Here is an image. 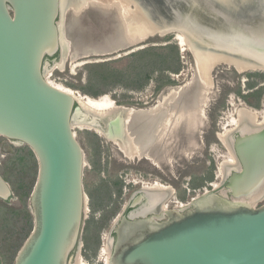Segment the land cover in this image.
Listing matches in <instances>:
<instances>
[{
    "label": "water",
    "instance_id": "obj_1",
    "mask_svg": "<svg viewBox=\"0 0 264 264\" xmlns=\"http://www.w3.org/2000/svg\"><path fill=\"white\" fill-rule=\"evenodd\" d=\"M136 2L155 29L184 34L193 59L196 52L214 65L263 66L264 19L254 20V0H165L154 8ZM59 14L60 0H0V137L29 147L38 166L29 196L33 227L13 264H69L83 244L84 151L72 127L80 107L43 74L44 58L60 48ZM232 137L238 167L222 186L184 206L123 215L112 228L108 264H264V203L240 200L264 191V125ZM147 194L140 190L129 207L149 201ZM12 196L0 174V199Z\"/></svg>",
    "mask_w": 264,
    "mask_h": 264
},
{
    "label": "rangeland",
    "instance_id": "obj_2",
    "mask_svg": "<svg viewBox=\"0 0 264 264\" xmlns=\"http://www.w3.org/2000/svg\"><path fill=\"white\" fill-rule=\"evenodd\" d=\"M143 1H145V7L148 5L154 8L157 3L165 0ZM69 2L73 1L70 0ZM128 6L131 9L138 8L136 4H132L130 1H128ZM253 6L255 7L253 12L256 14L254 17L258 16L259 20L264 19V1L255 0ZM139 14L137 13V19ZM150 16L154 18L152 11ZM57 22L60 29V48L56 53L44 58L43 70L44 73H47L46 79L52 84L74 91L77 89L70 87V85L80 86L86 83L87 69L85 64L88 62L111 60L110 65L112 68H125L128 64L127 54L132 51L150 45L166 44L167 37L177 43L175 35L178 32L170 31L166 34L165 32L161 34L159 32L139 44L126 45L124 48L112 51L113 47L121 44L122 33V21L115 8L91 6L75 12L68 9L65 4L62 6ZM179 51L181 69L177 73L166 72L174 80L172 83L163 84L159 89H156L157 82L151 79L141 90H127L116 86L107 93H103L104 95H99V97H108L113 102L115 101L114 103L119 104L117 100H120V104L134 107H148L158 101L159 98L161 99V112L157 115L158 121L168 113L173 117L171 116L170 122H172L167 125L165 133L157 134L158 136H155L154 142L150 143L148 147L147 154L155 158L158 165L147 159L123 156L105 137L91 129L75 127L73 130L84 151L83 184L85 192L94 191L96 194V186L103 181L108 184L110 198L114 199L117 188V186H114L116 184L114 181L118 182L117 185H121V193L118 197L120 206L115 216L121 213L123 207L139 191L141 185L148 182L158 181L160 184L168 186L169 189L162 190L166 195L164 204L167 208L175 205L184 206L190 201L191 197L202 193L205 189L210 190L215 184L221 187L226 175L224 174V177L220 175L218 168H220L222 162L228 158L231 159V152L225 144L223 145L218 140L216 134L228 130L229 135L234 136L236 122L233 119H235L236 110L239 107L247 106L253 109L256 112L255 121L257 124L264 120V90L259 101V108L247 104L237 93L238 91L241 93L249 91L246 85L247 81L252 78L248 77L247 73H264V69L239 72L233 67L219 64L213 68L210 74L213 84L204 100L205 117L195 114L192 123L186 122L184 116L187 114L188 109L190 110V107L197 103L196 94L199 81L192 53L188 50ZM64 54L67 56L63 58ZM259 85L264 87V80ZM179 86L182 87L179 92L172 93V90H169L171 87ZM250 99L255 101V97H250ZM137 119L140 118H133L132 120L137 122ZM132 125L135 126L133 121ZM257 127L259 126L257 125ZM147 134L151 135L152 133L148 132ZM138 135L139 137L134 134L139 141L145 133H139ZM138 141H135V143H138ZM23 146V144L13 140L0 137V174L9 183L13 192L12 198L8 201L0 199L1 264L14 263L17 250L26 239L24 233L27 225H30V229L33 227L29 196L36 181L38 166L37 161L33 159L25 158L22 162L16 160L17 149ZM212 163L214 164L212 181H205L203 186L192 189L190 185L197 181L196 178L204 177L210 171ZM226 165H224V168ZM25 190L28 191L27 195L23 194ZM100 191L99 189L98 192ZM99 196L98 193L96 198H99ZM249 201L253 205L264 203V193L255 194L249 198ZM104 202H107L106 198ZM87 205L81 233L83 244L80 249L77 248L72 252L70 264H75L77 254L82 258L81 264H104L99 249L109 240L108 236L112 224H110V221L109 225L102 229L96 255L91 256L89 259L85 258L83 255V238L86 234L88 220L92 216L91 208L88 203ZM11 209H16L18 213L14 215V219L4 220L7 211V214L11 216V213H9ZM146 211L147 209L142 212ZM25 212L30 213V222L25 223V227H22L23 221L28 218L25 217ZM95 217H98L97 212ZM18 219L21 222H18ZM23 235L24 237H22Z\"/></svg>",
    "mask_w": 264,
    "mask_h": 264
},
{
    "label": "bare ground",
    "instance_id": "obj_3",
    "mask_svg": "<svg viewBox=\"0 0 264 264\" xmlns=\"http://www.w3.org/2000/svg\"><path fill=\"white\" fill-rule=\"evenodd\" d=\"M69 1L70 0H60V12L62 11V6L65 5V3L67 5L68 9L74 10L75 12L80 11V10L82 11L83 9H85L87 7H91V6H96V7H101V8H115L116 9L119 18L122 21L121 44L117 45L116 47H113L111 49L112 51H116L117 49L124 48L126 45L132 46V45L139 44V43L145 41L150 36H153L155 33L160 32V34H161V33L165 32V34H166V31L157 30L154 28V26H153V24H151V21L149 20V18L146 17L144 12H142L139 9L140 7L136 8V9L129 8L128 1H130L132 4L137 5L136 0H71L73 2H69ZM220 1H226V0H220ZM242 1H245V0H234L235 4H239V5H241ZM137 13H140L138 16V19H137ZM255 18L257 19V17H254V20H255ZM58 29H59V25H58ZM59 36H60V29H59ZM175 36H176L175 38L177 39V41H180L179 45L182 47V50H186L188 42H187V40H186L187 38L184 36V34H182L181 32H178V34ZM183 47H185V48H183ZM194 55H195V63H196V68H197V76H198V81H199V87L197 90L196 98H197V103H198V101H199V103L198 104L196 103V105L191 106L190 110L188 109L187 114L184 116V119L186 120V122H189V123L193 122V117L195 114H199V115H202L205 117L204 100L206 98V94H208V92H210L209 90L213 84L211 81L210 74H211V71L213 70L214 67H216L219 64L220 65L224 64L228 67H233L234 69H236L239 72H244V71L253 70V69H264V58H262V60H261V62L263 63V66L262 65H255V64H251V63H241L242 61H233L232 64H230V66H229L223 62L214 65V62H212V60H211L212 58L210 55H205L204 57H200L199 55L196 54V52H194ZM66 56L67 55L64 54L63 58ZM63 58H62V60H63ZM43 74H44V77L46 78L47 73H44V70H43ZM53 85H55V84H53ZM55 86H58L59 88H62L64 90L72 93L74 95V97L76 98V101L80 107L79 110L75 111L74 118L72 120V127L73 128H75V127H79V128L86 127V128H90L92 130H95L96 132L101 133V135L103 134L102 131L97 128L98 126H96L95 124L92 123L93 121L88 122L85 120H83V121L75 120V118H77L76 113H77V111L82 110L81 108H83L84 111L91 112V113H92V111H90V110L88 111L87 109L101 110L103 112L107 111V113H112V114L115 112H120V113L125 112V114H124L125 118H123L122 129H123V136L125 135L127 142L121 141V139L115 138L113 135H111L110 139L114 140V141L116 140L118 142V144L121 148V151L123 152L125 157H127V158H134V157L135 158H143V159H147V160L151 161V163H153V164L158 165L157 161H155L156 159L153 158L152 156H150L149 154H147L148 147L150 146V143L154 142V139L158 136L157 134L163 133L167 129L166 128L167 125H169L172 122V121L170 122L172 115H169V113L165 117H162V119H160V121H158L159 119H157V115H159L161 112V99L160 98L158 99V101H155L154 104L149 106V108H145V107L139 108L137 106L136 107H134V106L126 107V106H119V105L115 106L114 102L106 96H101L99 98H92L89 96L87 97L83 94L78 95L76 90L74 91V90L62 87L60 85H55ZM169 90L170 91L172 90V93L173 92L175 93V92H179L180 90H182V87L181 86L171 87V88H169ZM117 110H119V111H117ZM186 110H187V108H186ZM182 111H184V110L182 109ZM86 112H85V114H86ZM167 112H168V110H167ZM181 113H183V112H181ZM101 114H104V113H101ZM137 115H139L140 117ZM131 117H132V119L133 118H140L139 120L137 119V122L139 121L141 126L144 128V130L142 131L143 133H145V135L143 137L144 139L142 138L141 140L138 141L137 138L134 136V133L130 132V130L128 129V127H127L128 121L127 120H129ZM255 118H256V112L253 109H251L247 106L246 107H239L236 110V117H235V119H233L236 122L235 129L238 130L239 132H242V133L258 130L261 126L264 125V120L260 124L259 123L257 124L255 121ZM74 120H75V122H74ZM254 125H256V127H254ZM257 125L259 127H257ZM146 126H149L148 131L146 129ZM148 132H150L152 134L148 135L147 134ZM216 135L218 137V140H220L223 143V145L225 144L231 152L230 153L231 159L228 158L227 160L222 162V165H220V168H218L220 175H223V177H224V174L227 175L231 170L238 167V162H237L236 157L234 155L232 144H231L233 141V137L229 135L228 130H226V132L217 133ZM159 137H160V135H159ZM142 140H143V142H142ZM135 141L136 142L138 141V143H135ZM224 165H226L225 168H224ZM142 186H144L143 187L144 189H141V190H145L146 192H148V194H147L148 197H150L152 199V201L149 203L148 208L146 207L147 209H150V211L151 210L159 211V210H163V209L167 208L166 205L164 204L165 199H166V195L162 192V190L169 189L168 186L160 184L158 181H154L153 183L145 184ZM214 187L217 188L218 185L215 184ZM263 193H264V191H263ZM170 194H171V192H170ZM251 195L249 197L248 196L242 197L240 200H246V201L251 203V201H249V198L254 196L253 194H251ZM180 206H183V205H180ZM142 211H143V209L139 208L135 212H137L139 214ZM111 243H112V240H111V238H109V240L106 241V243L101 247V249L99 251L101 253V260L104 261V264H108L110 251H111ZM81 259H82L81 256L77 254L75 264H81L82 263ZM70 262H71V260H70Z\"/></svg>",
    "mask_w": 264,
    "mask_h": 264
},
{
    "label": "trees",
    "instance_id": "obj_4",
    "mask_svg": "<svg viewBox=\"0 0 264 264\" xmlns=\"http://www.w3.org/2000/svg\"><path fill=\"white\" fill-rule=\"evenodd\" d=\"M166 40V44L146 46L127 54L128 64L125 68H112L110 65L111 60L88 62L85 64L87 69L86 83L80 86L70 85V87L76 88L82 94L89 95V97L99 98L100 94L107 93L116 86L123 87L127 90H141L151 79L157 82L156 89H159L163 84L172 83L174 80H172L166 72L177 73L181 69L180 49L176 42L170 40V37H167ZM246 75L252 78L247 81L246 85L249 91L247 93L238 91L237 93L247 104L259 108V101L264 90V87L259 85V83L264 80V73L250 72ZM250 97H255V101H252ZM117 102L121 103L120 100H117ZM17 152L18 154L16 153L15 158L19 162H22L25 158L36 161L33 152L26 145L18 148ZM213 167L214 164L212 163L210 171L207 172L204 177L196 178L197 181L192 183L190 187L192 189L199 188L204 185L205 181H212L214 177ZM114 182L116 183L114 186H117L116 192L120 194L121 185H117V181ZM106 186H108V184H106ZM108 190L107 188L105 196L109 200L107 199L106 203L103 197L99 202L94 203V201H91L89 204L92 216L88 220L86 234L83 238V255L87 259L96 255L100 244V233L102 229L109 225L110 220L116 214L120 206L119 203H117L113 207L108 208L111 197ZM23 194L27 195L28 191L25 190ZM90 195H92V193H90ZM181 198L183 199L184 196ZM95 212H99L98 217H95ZM7 213L8 211L5 213L4 220L9 218L14 219V215L17 214L18 211L16 209H11L9 211L11 216ZM24 215L28 218L23 221L22 227L30 222L31 216L29 212H25ZM17 221L21 222L19 219ZM31 230L32 227L30 229V225H27V229L24 233L26 237ZM22 237H24V235Z\"/></svg>",
    "mask_w": 264,
    "mask_h": 264
},
{
    "label": "flooded vegetation",
    "instance_id": "obj_5",
    "mask_svg": "<svg viewBox=\"0 0 264 264\" xmlns=\"http://www.w3.org/2000/svg\"><path fill=\"white\" fill-rule=\"evenodd\" d=\"M255 1V0H254ZM66 4V3H65ZM115 104V106L117 105L118 106V104L117 103H114ZM120 104V103H119ZM130 107V106H129ZM139 108H144V107H139ZM145 108H149V106L148 107H145ZM88 111L90 110V111H92V113L91 112H86V111H84V109H82V110H80V111H77V118H75V120H79V121H83V120H85V121H88V122H91V121H93L92 123L93 124H95L96 126H98L97 128L99 129V130H101L102 131V135H101V133H99V132H96L95 130H93V131H95L97 134H99V135H101V136H103V137H105L110 143H111V145L113 146V147H116L117 148V150H119L121 153H122V155L123 156H125L124 154H123V152L121 151V148H120V146H119V144H118V142L115 140H111L110 138H111V135H113L115 138H119V139H121V141H126L127 142V139H126V137H125V135L123 136V129H122V125H123V118H125V116H124V114H125V112L123 113H120V112H115V113H107V111H105V112H103V111H101V110H93V109H87ZM101 111V112H100ZM117 111H119V110H117ZM85 112H86V114H85ZM101 113H104V114H101ZM116 117L118 118H120V122L117 124V126L116 127H113V128H110V122L111 121H113V120H115L116 119ZM132 119V117L129 119V120H127L128 121V123H127V127H128V129L130 130V132H132V133H134L135 135H137V137H139V133H143L142 131L144 130V128L141 126V124L139 123V122H135V121H133V120H131ZM75 120H74V122H75ZM132 121H133V123H135V126L134 125H132ZM74 124V123H73ZM120 125V126H119ZM132 126V127H131ZM77 128H79V127H77ZM84 128H86V127H84ZM133 130H132V129ZM88 129H90V128H88ZM146 129H147V131L149 130V126H146ZM73 130H74V128H73ZM92 130V129H91ZM138 133V134H137ZM97 152V151H96ZM96 154H98V153H96ZM154 182V181H153ZM143 184V183H142ZM147 184H150L149 182L147 183ZM144 185V184H143ZM144 186H142L141 185V187H140V189H139V191L136 193V194H134L133 195V197H131V199H130V201L123 207V210L121 211V213H118L116 216L114 215L113 217H112V220H110L111 221V223L110 224H112L111 225V228H110V234H109V238H111V240L113 239V237H114V233H113V226H114V224H116V222L118 223V221L120 220V218L123 216V215H125V216H127V217H129L130 215H131V212L132 211H134L136 208L137 209H139V208H142L143 209V211H145V209H147L148 208V206H149V203L152 201V199L150 198V197H148V200L149 201H147V199H145V198H143L142 199V201L139 203V204H137L136 206H134V207H129V204H130V202L134 199V198H136L138 195H139V192H140V190L141 189H144L143 188ZM96 189H97V193L95 194L94 193V191L92 192V191H90V192H88L87 193V195H88V204H90V202L91 201H94V203H97V202H99L103 197H104V200H105V198H106V193H107V186H106V183H104L103 181H102V183L101 184H99L98 186H96ZM101 190L100 192H98V190ZM90 193H93L92 195H90ZM98 193L100 194V196H99V198H96V197H98ZM115 193H116V195H115V198L114 199H112V198H110V201H109V204H108V208H110V207H113L115 204H117V203H119V201H118V197L120 196L116 191H115ZM117 197V198H116ZM96 201H95V200ZM106 199H108V198H106ZM148 204V205H147ZM158 204V203H157ZM156 204V205H157ZM140 205H143L142 207H140ZM90 206V205H89ZM147 207V208H146ZM136 209V210H137ZM119 210V209H118ZM148 210H150V209H147V211ZM96 213V212H95ZM98 213V215H99V212H97ZM133 214V213H132ZM100 250V249H99Z\"/></svg>",
    "mask_w": 264,
    "mask_h": 264
},
{
    "label": "built area",
    "instance_id": "obj_6",
    "mask_svg": "<svg viewBox=\"0 0 264 264\" xmlns=\"http://www.w3.org/2000/svg\"><path fill=\"white\" fill-rule=\"evenodd\" d=\"M205 190H207V189H205Z\"/></svg>",
    "mask_w": 264,
    "mask_h": 264
}]
</instances>
